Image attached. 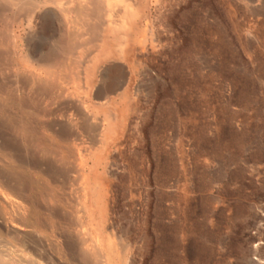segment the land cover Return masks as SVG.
I'll list each match as a JSON object with an SVG mask.
<instances>
[{
    "label": "rangeland",
    "instance_id": "obj_1",
    "mask_svg": "<svg viewBox=\"0 0 264 264\" xmlns=\"http://www.w3.org/2000/svg\"><path fill=\"white\" fill-rule=\"evenodd\" d=\"M36 1L0 48V264H264V0L115 1L100 41Z\"/></svg>",
    "mask_w": 264,
    "mask_h": 264
},
{
    "label": "bare ground",
    "instance_id": "obj_2",
    "mask_svg": "<svg viewBox=\"0 0 264 264\" xmlns=\"http://www.w3.org/2000/svg\"><path fill=\"white\" fill-rule=\"evenodd\" d=\"M84 0H81V8L79 10H75V21H73V24L76 25V27H79L82 34L88 32L90 34V36H92L91 39L96 40V41H100V39L103 37L102 31H101V27L99 25H96L92 27L88 26V22L92 19H94L95 21H98V17H100L102 14H105L103 12H105V10L110 9L111 6L114 5L115 1L119 2V1H123V0H91L90 2H88V4L84 5L83 3ZM51 2V0H50ZM124 2V1H123ZM53 3V1H52ZM120 3V2H119ZM116 5V4H115ZM40 8V4L36 1V0H4L3 2L0 1V19L2 17V15L7 14L9 16L10 19H4L1 20V24L3 25V29L1 28L0 30V48L3 46V43L5 41L4 36H3V32L4 30H6L7 32L9 31V29L5 26L6 24H8V22L12 23H26L30 26V31L31 29H33L34 27L31 25H34L33 22H35V18L37 15V11ZM116 8V7H115ZM110 14V13H109ZM103 16V15H102ZM109 16V15H107ZM117 16V15H116ZM116 20V19H115ZM96 21V23H97ZM5 26V27H4ZM78 29V28H77ZM28 31V30H27ZM11 35V41H14L17 43V41H20V37L16 35L15 31H10ZM31 33V32H30ZM65 33V32H64ZM32 34V33H31ZM84 35V34H83ZM63 36V35H62ZM77 37V36H76ZM80 37V36H78ZM69 39V38H68ZM80 39V38H79ZM65 40V39H64ZM76 38H74V41L71 42H66L67 44V48L66 45L63 46L65 48V50L70 53L72 52V50L75 48L76 50V43H75ZM64 42V44H65ZM89 42L91 43V41H88V45ZM94 41H92L93 43ZM63 43V42H62ZM69 43V44H68ZM91 43V44H92ZM97 43V42H96ZM61 44V43H60ZM86 46V45H84ZM79 47V46H77ZM81 47V46H80ZM61 48V47H59ZM78 49V48H77ZM80 49V48H79ZM60 50V49H59ZM4 53V52H3ZM66 53V54H68ZM65 54V55H66ZM63 56V54H61ZM50 56V55H49ZM59 56V57H62ZM67 56V55H66ZM64 56V57H66ZM69 56H71L69 54ZM68 56V57H69ZM57 57V56H56ZM63 58V57H62ZM58 59V58H57ZM65 59V58H64ZM57 62V61H56ZM59 64V62H57ZM61 64V63H60ZM28 80V79H27ZM34 82V81H33ZM32 84V83H31ZM33 85V84H32ZM40 87V86H38ZM43 88V87H42ZM46 93V92H45ZM26 101V100H25ZM22 102V101H21ZM29 102V101H28ZM22 104V103H21ZM26 105V103H24ZM24 106V105H23ZM27 106V105H26ZM30 106V105H29ZM20 108H22L20 106ZM28 114V113H27ZM25 119V118H24ZM21 120V119H20ZM10 122H13V125H15L18 128H24V126H22L23 122H20L18 120H11ZM9 127H11L10 125H8ZM30 126V125H29ZM13 131V130H12ZM26 131V130H25ZM34 132V131H33ZM34 139V138H33ZM32 139V140H33ZM29 138L27 137V143H28ZM18 141V140H17ZM35 142V139L33 140ZM49 141V140H48ZM33 142V143H34ZM24 143V142H23ZM19 144V143H17ZM36 144V143H35ZM51 144V143H50ZM23 145V144H22ZM20 146V145H19ZM40 146V144H39ZM42 147V146H41ZM44 147V145H43ZM46 147V146H45ZM42 149V148H41ZM44 149V148H43ZM48 150V149H47Z\"/></svg>",
    "mask_w": 264,
    "mask_h": 264
}]
</instances>
